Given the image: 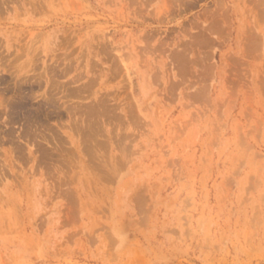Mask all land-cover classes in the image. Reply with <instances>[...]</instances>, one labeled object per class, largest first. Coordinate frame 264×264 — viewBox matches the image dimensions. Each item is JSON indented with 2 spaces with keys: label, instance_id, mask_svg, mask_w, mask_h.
Segmentation results:
<instances>
[{
  "label": "rangeland",
  "instance_id": "obj_1",
  "mask_svg": "<svg viewBox=\"0 0 264 264\" xmlns=\"http://www.w3.org/2000/svg\"><path fill=\"white\" fill-rule=\"evenodd\" d=\"M0 264H264V0H0Z\"/></svg>",
  "mask_w": 264,
  "mask_h": 264
}]
</instances>
